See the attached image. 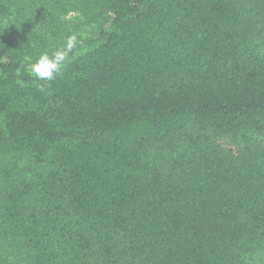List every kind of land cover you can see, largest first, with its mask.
<instances>
[{"label":"trees","instance_id":"obj_1","mask_svg":"<svg viewBox=\"0 0 264 264\" xmlns=\"http://www.w3.org/2000/svg\"><path fill=\"white\" fill-rule=\"evenodd\" d=\"M23 11L91 29L34 51ZM0 239V264H264V0H0Z\"/></svg>","mask_w":264,"mask_h":264},{"label":"rangeland","instance_id":"obj_2","mask_svg":"<svg viewBox=\"0 0 264 264\" xmlns=\"http://www.w3.org/2000/svg\"><path fill=\"white\" fill-rule=\"evenodd\" d=\"M56 1L57 0H54V2ZM23 15L24 11L16 15V17L14 15L11 16V19L8 20L10 21L11 28L17 27L21 35L24 29H32L29 35L33 34L30 45L31 49L34 51L37 50V47H42V49L45 48L47 51L51 50L55 48L58 41H62L63 43L69 33H84L91 29L87 24L83 26L82 23L76 19L78 16L76 13L69 14L68 18L65 20L53 18V20H51V25L47 28H42L40 26H36L35 28L33 26L29 27V24L26 22L28 20H24ZM37 17L39 19L40 14H38ZM37 31L38 34L43 35V38L35 34ZM3 244V240L0 239V257L3 253Z\"/></svg>","mask_w":264,"mask_h":264},{"label":"clouds","instance_id":"obj_3","mask_svg":"<svg viewBox=\"0 0 264 264\" xmlns=\"http://www.w3.org/2000/svg\"><path fill=\"white\" fill-rule=\"evenodd\" d=\"M77 38L75 35L68 37L66 46L56 51L50 58L48 54H43L35 64L31 66V74L38 80L53 79L57 74L68 56L69 52L75 47Z\"/></svg>","mask_w":264,"mask_h":264}]
</instances>
